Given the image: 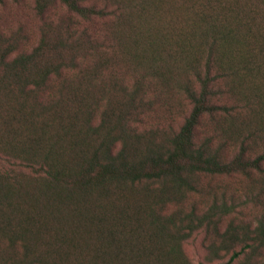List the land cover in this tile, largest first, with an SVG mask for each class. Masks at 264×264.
<instances>
[{
	"label": "trees",
	"instance_id": "1",
	"mask_svg": "<svg viewBox=\"0 0 264 264\" xmlns=\"http://www.w3.org/2000/svg\"><path fill=\"white\" fill-rule=\"evenodd\" d=\"M32 1L38 45L0 35V264H194L199 233L264 264V0Z\"/></svg>",
	"mask_w": 264,
	"mask_h": 264
},
{
	"label": "rangeland",
	"instance_id": "2",
	"mask_svg": "<svg viewBox=\"0 0 264 264\" xmlns=\"http://www.w3.org/2000/svg\"><path fill=\"white\" fill-rule=\"evenodd\" d=\"M41 22V19L36 15L34 11V3L32 0H21L19 3H15L11 0H6L5 3L0 5V35L20 32L23 36V44L21 47V51L23 52H30L38 45ZM103 27L105 28L104 25ZM127 33H129V31ZM185 109L186 111H188L189 106H186ZM181 123L182 120H177L175 124H178L179 126ZM240 184L242 183L237 178H208L204 180L205 186H210L211 189L214 188L215 193H219V201L224 199L229 203H232L229 196L233 194V191H235L237 186H239ZM224 187L228 188L231 192H227V195L222 194L226 193L225 189H222ZM233 195L238 197L236 193H234ZM212 203L213 198L210 195L203 194L201 198L188 196L184 203V209L189 210L192 205H197L199 209H203L211 205ZM240 211L245 217L249 218L248 220H254L259 214V211L253 208L251 205L248 207H240ZM224 227L225 226H223L222 228ZM184 249L188 258L194 264H226L231 256V253L228 255L226 253H222V259H216L215 262L209 263L207 261L209 255L204 247L203 235L200 233L195 234L190 240H188L184 244ZM244 263L245 258L243 256L239 260H235L232 264Z\"/></svg>",
	"mask_w": 264,
	"mask_h": 264
}]
</instances>
